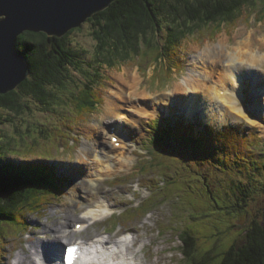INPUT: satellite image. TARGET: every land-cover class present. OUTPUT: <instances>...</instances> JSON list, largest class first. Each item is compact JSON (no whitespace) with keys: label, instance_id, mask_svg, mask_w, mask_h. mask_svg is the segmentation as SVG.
<instances>
[{"label":"rangeland","instance_id":"rangeland-1","mask_svg":"<svg viewBox=\"0 0 264 264\" xmlns=\"http://www.w3.org/2000/svg\"><path fill=\"white\" fill-rule=\"evenodd\" d=\"M261 14L248 9L234 23H224L219 29L214 25L198 29L182 42L179 53L174 56L176 59L172 63L166 59L164 65L157 64L152 56L143 52L141 56L114 61L113 66H99L94 61L97 40L92 25L86 21L75 29L69 35L72 47L83 64L88 63L99 72L94 85L87 88L93 99L99 102L96 109L83 113L75 103L66 99L62 106L55 105V108L47 110L41 107L36 98L24 95L20 98L22 108L19 110L0 109V128L3 129L0 135V159L4 155L5 160L20 164L51 163L63 191L43 211L27 212L24 222L27 226L4 224L5 236L0 239V264H15L16 258L24 256L31 246H38L52 238L53 232L48 231L46 225L66 229L67 232L62 233L66 234L63 242H69L68 232L74 231L76 224L83 222L84 228L74 232L71 240L104 237L109 241L121 242L126 235L123 233L131 232L133 235L129 239L135 240L133 248L138 253L137 264H187L181 253L183 231L191 232L185 235L186 242L195 238L200 256L212 249L213 254H218L230 245L240 243L253 220L264 221V92L259 104L260 96L255 95L251 70L235 67L233 72L243 82L239 85L243 92L242 106L247 113L259 118L256 125L245 119L223 125L214 123L205 108L199 105L193 108L184 104L185 100L180 101L185 97L178 95L175 89L176 85L184 86L189 80L203 75L202 67L205 65L201 64L204 61L200 59L208 46H218L222 41L230 52L232 50L228 46L239 43L252 32L255 33V44L257 41L261 43L256 39L264 37ZM261 45L262 52L264 43ZM258 47L260 45L255 50ZM194 58L197 59L195 64L198 69L192 71ZM227 63L252 66L250 61L242 60H227ZM257 70L264 76V66ZM254 73L258 75V72ZM73 74L77 80L72 83V88H80L84 80L75 69ZM218 75L217 72L214 77L218 78ZM188 90L190 92L187 94L195 93L194 89ZM120 91L126 92L125 99L116 104L114 114L106 116L110 94L118 96ZM130 91H135V94L127 95ZM131 95L133 97L129 98ZM261 107L263 113L260 117ZM186 109L192 112L193 117H187ZM115 112L120 113L119 116ZM177 121L194 123L197 134L204 125L216 129L232 125L239 127L244 132L243 136L255 134L256 142L259 139L262 141L251 145L254 156L247 149L245 157L255 164L259 159L261 168L257 171L260 177L252 179L255 171L235 175L236 172L230 171L234 166L227 167L211 157L213 141L202 150L181 146L171 139L170 144L155 153L149 142L155 131L154 126L173 125ZM113 134L119 139L121 136L126 139L123 147L116 145ZM94 142H97V149L101 150L100 156H104V161H97L95 158L99 154L91 150L88 153L90 158L87 155L80 159V154ZM239 149L241 152L245 150L242 145H239ZM109 161L114 168L107 171L104 165ZM228 171L233 173L229 176L247 184L249 193L241 192L235 196L227 191L230 188L223 181V175ZM88 173L95 174L92 177H100L96 181L99 186L92 190L83 187L81 195H77L76 192L80 191V186L74 187L77 182L92 185ZM203 174L214 182L204 181ZM227 178L228 175H224L225 181ZM71 187L75 191L73 197ZM95 192L98 193L99 202L108 205L113 212L103 219L84 218L86 209L98 202L90 196ZM137 207L139 209L135 212L134 208ZM39 250L45 255L42 249ZM220 260L221 256H217L209 264H219Z\"/></svg>","mask_w":264,"mask_h":264},{"label":"trees","instance_id":"trees-1","mask_svg":"<svg viewBox=\"0 0 264 264\" xmlns=\"http://www.w3.org/2000/svg\"><path fill=\"white\" fill-rule=\"evenodd\" d=\"M248 9L258 15L262 13L264 19V0H115L87 20L97 40L94 61L99 66H113L114 61L141 56L144 52L152 56L157 64L164 65L166 59L172 63L188 36L202 27L214 25L219 29L224 23H234ZM75 29L63 36L29 30L19 36L17 50L28 60L30 74L16 89L0 94V109L19 110L22 108V95L36 98L41 107L47 110L55 108V105L62 106L66 99L75 103L83 113L96 109L99 102L93 99L87 88L94 85L99 72L93 70L90 64H83L72 47L69 35ZM73 69L84 80L80 81L84 85L77 89L72 88V83L77 80ZM154 129L149 142L155 153L170 144L171 139L181 146L202 150L213 141L211 157L227 167L234 166L230 171L236 172L235 175L247 174L248 171L252 174L255 171L252 179L260 177L257 171L261 168L259 159L255 164L245 157L247 149L254 156L251 145L262 141L259 139L256 142L255 134L243 136L244 132L232 125L221 130L204 125L197 134L195 124L185 121H177L173 125H156ZM2 130L0 128V135ZM241 137H245L244 140ZM239 145L245 148L244 152L240 151ZM262 155L264 160V153ZM230 171L224 173L228 175L226 181L223 175V181L230 188L227 191L233 192L235 196L241 192L249 193L247 184L237 177L229 176L233 174ZM203 177L204 181L211 179L204 174ZM62 192L51 163L20 164L5 160L3 155L0 159V239L5 236L4 224L26 226L27 212L43 211ZM222 199L230 202L227 198ZM137 209L134 208L135 212ZM189 233V230H185L181 234V253L187 264H209L217 256H221L219 264H264V221L253 220L240 243H234L218 254H213L212 249L200 256L195 238L186 242L185 235Z\"/></svg>","mask_w":264,"mask_h":264},{"label":"bare ground","instance_id":"bare-ground-1","mask_svg":"<svg viewBox=\"0 0 264 264\" xmlns=\"http://www.w3.org/2000/svg\"><path fill=\"white\" fill-rule=\"evenodd\" d=\"M241 34H244V32H242ZM251 34L253 36L246 35L244 37V40L239 41V43L236 42L235 44L228 46L229 50H232L230 52L227 50V44L222 41L219 43L218 46H208L206 49H204V57L203 56L201 57L203 60L200 59L201 61H204L201 62V64L203 63L202 65H205L204 67H202L203 75H198L196 78L189 80L184 86L183 85L175 86L177 94L184 95L185 97L184 99L181 98L180 101L185 100L184 104L191 105L193 108L196 107L197 105L201 106L202 108H205L206 113L213 120V122L219 125H223L230 121L233 122L240 121L241 119H245L250 123L256 125L257 121H259V118L247 113L246 109L242 106L241 103L243 101L242 98L243 92L241 91L242 88L239 85L243 82L241 81L240 78L234 75L233 72L235 67H243V68L247 67L248 69L251 70L250 73H252L254 76L252 80L254 83L253 87H254L255 95L257 96L259 94L260 96L259 104H261L262 93L264 92V83H263L264 76L257 69L261 66H264V50H262L261 52V48H262L261 43H264V37L256 38L261 43L257 41V43L255 44L254 42L255 33L252 32ZM257 45H260V47H258V50H255V47ZM219 49L222 50L219 51ZM227 60L229 62H237L239 60L250 61L252 66L245 64H241V65L228 64V63L226 64ZM196 61H197L196 58L192 60L194 66L192 71L198 69L195 64ZM221 62L223 65L222 67H220ZM217 72L219 75L218 78H215L214 75ZM254 72H258V75H256L257 73L255 74ZM188 89H194L195 93L192 95L187 94V92L189 91ZM222 89H223V93H221ZM137 90L138 87L136 88L135 91ZM135 91L134 92L130 91L127 93V95L131 93L135 94ZM125 94L126 92L123 91H120L118 96L110 94L107 102L106 116L109 115L111 116L112 114H114V111L116 110V104L120 103L119 101L121 99H125ZM132 97H133L132 95L129 96V98ZM259 111H260L259 115L261 117L263 113V108L262 110ZM115 113H117L118 116L120 114L118 112ZM186 115L188 118L193 117L192 112H190L188 109H186ZM118 131L119 130L117 128L116 132ZM106 132H108V130ZM244 138L241 137V139L243 140ZM119 141L121 142L119 146L123 147L122 145L126 141V139L123 138V136H121ZM96 145L97 142H94L92 143L90 148L88 147L85 151L83 150L84 152L80 154V159L86 157L91 150L92 152L96 151L95 153L99 154V155L97 154L98 158L95 159L97 161L103 162L104 156H100L101 150H98ZM87 157L90 158L89 155ZM113 168L114 165L111 163V161H109L107 164L104 165V169H106L107 171L113 170ZM92 175L95 174L88 173L87 176L92 177ZM97 179H100V177L94 176L93 179L91 178L89 179L92 185H90L89 182L86 181H85L86 183H84L83 181H81L80 183L77 182L74 185V187L80 186V191L76 192L77 195H81V190L83 187L88 188L90 190L96 189L99 186V183L97 184L96 182ZM74 187H71L70 193L72 197L75 193V191L73 190ZM90 196L91 199L98 202H96V205L89 206L86 209L84 213V218H89L92 220L103 219L112 212V208H110L106 204H103L102 202H99V196L97 192L91 193ZM82 225L83 227L81 228V230L73 229L74 231L68 232V234H70V237H67L68 239H70L69 242H63V237H66V234H62V233H66L67 232L66 229H62L58 226L46 225L45 228L48 229V231L53 232V237L43 241L38 246L36 244H34V246H31V249L29 251L24 252V256L22 255L16 258L15 264H57L58 261H56V259L58 258L60 252V245L63 244L62 246H64L77 242V240L73 241L71 239L74 237V232L82 231V229L85 226V223L83 222ZM130 237L131 234H126L124 236V239L121 240L122 243L119 240L109 241L104 237L102 238L95 237L90 240L83 239L80 242L86 244V248L90 252V258H92L96 264H137L138 253L136 249L133 248V246L135 245V240L129 239ZM39 249H42V251H44L46 256L43 253H41Z\"/></svg>","mask_w":264,"mask_h":264},{"label":"water","instance_id":"water-1","mask_svg":"<svg viewBox=\"0 0 264 264\" xmlns=\"http://www.w3.org/2000/svg\"><path fill=\"white\" fill-rule=\"evenodd\" d=\"M113 1L0 0V94L16 89L30 74L28 60L17 50L23 32L63 36Z\"/></svg>","mask_w":264,"mask_h":264},{"label":"snow or ice","instance_id":"snow-or-ice-1","mask_svg":"<svg viewBox=\"0 0 264 264\" xmlns=\"http://www.w3.org/2000/svg\"><path fill=\"white\" fill-rule=\"evenodd\" d=\"M83 225H77V229L82 228ZM78 245H73L72 247L68 248L66 252L62 253V259L67 260L68 264H74L76 259L75 253L78 251Z\"/></svg>","mask_w":264,"mask_h":264}]
</instances>
